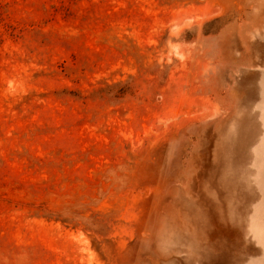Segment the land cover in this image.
Listing matches in <instances>:
<instances>
[{"label": "rangeland", "instance_id": "rangeland-1", "mask_svg": "<svg viewBox=\"0 0 264 264\" xmlns=\"http://www.w3.org/2000/svg\"><path fill=\"white\" fill-rule=\"evenodd\" d=\"M0 264H264V0H0Z\"/></svg>", "mask_w": 264, "mask_h": 264}, {"label": "trees", "instance_id": "trees-1", "mask_svg": "<svg viewBox=\"0 0 264 264\" xmlns=\"http://www.w3.org/2000/svg\"><path fill=\"white\" fill-rule=\"evenodd\" d=\"M74 207V206H73ZM72 206H64L62 209L57 210V211H53L47 207H45L44 205H37L36 208L39 211H42L45 216L49 217V218H56V219H60L63 220L65 222L67 221H74L75 220V212H74V208Z\"/></svg>", "mask_w": 264, "mask_h": 264}]
</instances>
